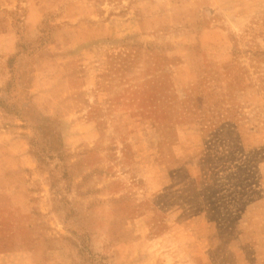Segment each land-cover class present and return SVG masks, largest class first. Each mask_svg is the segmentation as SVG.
<instances>
[{"label": "rangeland", "instance_id": "374dc122", "mask_svg": "<svg viewBox=\"0 0 264 264\" xmlns=\"http://www.w3.org/2000/svg\"><path fill=\"white\" fill-rule=\"evenodd\" d=\"M0 102V264H264V0H0Z\"/></svg>", "mask_w": 264, "mask_h": 264}, {"label": "trees", "instance_id": "16d2710c", "mask_svg": "<svg viewBox=\"0 0 264 264\" xmlns=\"http://www.w3.org/2000/svg\"><path fill=\"white\" fill-rule=\"evenodd\" d=\"M13 61H14V59H13ZM13 61H12V65H11V68H14V66H13V65H14V64H13ZM0 103H2V102H0Z\"/></svg>", "mask_w": 264, "mask_h": 264}]
</instances>
